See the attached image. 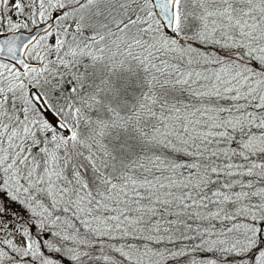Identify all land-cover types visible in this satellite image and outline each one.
Here are the masks:
<instances>
[{
    "label": "snow or ice",
    "instance_id": "obj_1",
    "mask_svg": "<svg viewBox=\"0 0 264 264\" xmlns=\"http://www.w3.org/2000/svg\"><path fill=\"white\" fill-rule=\"evenodd\" d=\"M0 264H264V0H0Z\"/></svg>",
    "mask_w": 264,
    "mask_h": 264
},
{
    "label": "water",
    "instance_id": "obj_2",
    "mask_svg": "<svg viewBox=\"0 0 264 264\" xmlns=\"http://www.w3.org/2000/svg\"><path fill=\"white\" fill-rule=\"evenodd\" d=\"M25 35H27V33H25Z\"/></svg>",
    "mask_w": 264,
    "mask_h": 264
}]
</instances>
